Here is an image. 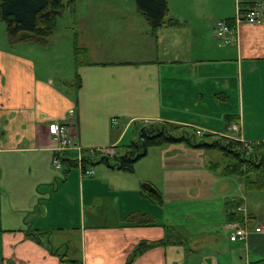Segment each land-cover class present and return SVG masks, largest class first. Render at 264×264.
Listing matches in <instances>:
<instances>
[{
	"label": "crops",
	"instance_id": "crops-1",
	"mask_svg": "<svg viewBox=\"0 0 264 264\" xmlns=\"http://www.w3.org/2000/svg\"><path fill=\"white\" fill-rule=\"evenodd\" d=\"M102 1L70 8L64 35L33 41V59L0 51V264H61L60 255L129 264L139 243L159 241L130 264H264V211L248 202L260 192L212 162L174 165L177 151L205 149L156 146L132 172L97 163L88 177L55 169L51 134L67 123L75 146L112 151L143 122H164L264 142V11L258 24L215 35V21L233 19L237 4L262 0H166L167 24L157 29L135 0ZM75 47L86 52L78 66ZM227 201L248 219L245 239H229L240 223L227 221Z\"/></svg>",
	"mask_w": 264,
	"mask_h": 264
},
{
	"label": "trees",
	"instance_id": "trees-1",
	"mask_svg": "<svg viewBox=\"0 0 264 264\" xmlns=\"http://www.w3.org/2000/svg\"><path fill=\"white\" fill-rule=\"evenodd\" d=\"M135 3L138 11L153 29L162 28L167 24L166 0H135ZM261 3H264V0ZM72 5L73 0L68 3V8ZM66 7L67 4H64L62 0H0V20L6 24L11 43L46 42L55 28L57 17L62 14ZM238 8L241 12L247 10L241 4L238 5ZM231 20L228 19V21ZM84 62H86L85 50L75 47V66ZM74 86L76 88L80 86V79L77 74ZM176 143H185L194 148L220 151L225 158L224 164L210 163V169L214 171L221 169L224 176L238 177L246 192H264V142L245 144L237 137L232 139L212 134L198 136L193 128L172 123L161 122L140 125L136 130L135 140L126 146L115 148L118 151L117 155L102 156L92 163H103L110 168L132 172L134 164L147 153L149 148ZM62 162L66 165L65 171L75 165L74 161L66 156L62 158ZM237 208L238 203L232 201L225 203L227 221L244 225L243 215L237 211ZM33 234L39 237L37 232H33ZM163 244L164 241L139 243L132 252L128 263L130 264L145 250ZM59 260L60 263L81 264L80 261L67 259L63 255H60Z\"/></svg>",
	"mask_w": 264,
	"mask_h": 264
},
{
	"label": "built area",
	"instance_id": "built-area-1",
	"mask_svg": "<svg viewBox=\"0 0 264 264\" xmlns=\"http://www.w3.org/2000/svg\"><path fill=\"white\" fill-rule=\"evenodd\" d=\"M264 11V4L258 3L254 6L248 8L246 12H241L237 7L234 18L231 21L228 20H218L215 21V35L221 40L227 36L237 34L239 26L243 23L247 24H258L262 20V15ZM234 133H239L240 128L238 125H233L229 127ZM51 133L54 140L57 143L56 155L53 159V165L57 171H63L66 169V165L62 162L64 156L67 157V153L71 149H76L77 154L72 159L74 161V167L77 168L82 176L92 177L94 175L93 163L99 157H105L109 153L107 149H88L86 153L83 149L75 146L72 137L70 136L69 126L67 123H55L51 125ZM196 134L202 136L200 130H196ZM68 158V157H67ZM93 162V163H92ZM237 211H241L238 207ZM244 223H247V219H244ZM248 230L245 226L241 224H236L233 226V232L231 233L229 239L230 241H238L245 239L248 235ZM63 264H71L65 262ZM81 264H84L81 262Z\"/></svg>",
	"mask_w": 264,
	"mask_h": 264
},
{
	"label": "rangeland",
	"instance_id": "rangeland-1",
	"mask_svg": "<svg viewBox=\"0 0 264 264\" xmlns=\"http://www.w3.org/2000/svg\"><path fill=\"white\" fill-rule=\"evenodd\" d=\"M69 1H71V0H62V2L64 4H67V7L62 12V14L58 16V18L60 16H62V17L60 19H58V18L56 19L55 29L53 30L54 32L52 34L53 37L51 38V42L57 40L59 35H64L65 31L67 30V29L65 30V27H67V25L70 26V24H71L70 15H69L70 10L69 9L73 5L68 8ZM74 1H75V4L73 7H75V8L90 7V5L92 3L91 1H95V2L98 1V3H100V4L104 3V1H102V0H74ZM120 1H123V3H124L125 0H120ZM238 1L244 2L246 0H238ZM59 40H61V39L59 38ZM2 48H6V49H8V50H10L16 54L23 56V57H28V58L33 59V41L32 42H26V43H20V44L19 43H11L9 41V37L7 34L6 24L4 21L0 20V51ZM143 125H144V123H143ZM232 139H234V138H232ZM245 144H249V143H245ZM152 149H154V147H151L148 149V152H149L148 156L149 157L151 155V151H153L152 153H154V151H157V153L159 152V150H152ZM202 151L198 154V156H188L185 153H181L180 151H177L175 153L174 157L172 158L174 160V165H176V166L179 164L184 165V163H187V161L191 165L198 164L199 167H200V164H202L204 161L212 162V163H219L221 165L224 164L225 158L220 151L213 150V149H205ZM107 153H109V155L112 156V155H117L118 151L113 149L112 151H108ZM186 159H187V161H186ZM189 159H192V161H190ZM197 180H198V182H201L203 180V178H197ZM261 193H264V192L255 193V196H252L248 202H249V205L251 207L257 206L258 209L264 211V200H263L264 196H262L264 194H261ZM200 210L201 209H199L197 207H189V211L195 215V217L198 219V221H203V220H201V218L199 216Z\"/></svg>",
	"mask_w": 264,
	"mask_h": 264
},
{
	"label": "bare ground",
	"instance_id": "bare-ground-1",
	"mask_svg": "<svg viewBox=\"0 0 264 264\" xmlns=\"http://www.w3.org/2000/svg\"><path fill=\"white\" fill-rule=\"evenodd\" d=\"M144 123V122H143Z\"/></svg>",
	"mask_w": 264,
	"mask_h": 264
}]
</instances>
